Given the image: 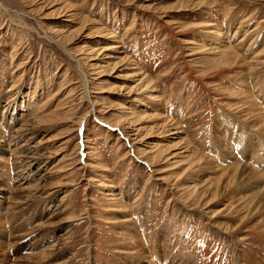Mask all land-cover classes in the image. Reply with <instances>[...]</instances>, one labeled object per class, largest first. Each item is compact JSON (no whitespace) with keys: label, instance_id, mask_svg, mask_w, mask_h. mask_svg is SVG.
Here are the masks:
<instances>
[{"label":"rangeland","instance_id":"obj_1","mask_svg":"<svg viewBox=\"0 0 264 264\" xmlns=\"http://www.w3.org/2000/svg\"><path fill=\"white\" fill-rule=\"evenodd\" d=\"M263 112L264 0H0V259L147 256L129 237L140 220L149 243L165 222L183 236L166 264H264V215L218 177L239 174L234 157L262 168L228 145L264 141ZM51 241L63 249L46 261Z\"/></svg>","mask_w":264,"mask_h":264},{"label":"bare ground","instance_id":"obj_2","mask_svg":"<svg viewBox=\"0 0 264 264\" xmlns=\"http://www.w3.org/2000/svg\"><path fill=\"white\" fill-rule=\"evenodd\" d=\"M236 33V32H235ZM220 34H218V36H219ZM219 40V39H218ZM221 40V39H220ZM215 41H216V38H215ZM221 42V41H220ZM217 45V44H216ZM219 46H220V44H219ZM221 47V46H220ZM228 48H229V46H228ZM63 49V51L64 52H66V50L64 49V48H62ZM114 49V48H113ZM218 49V48H217ZM232 49V48H231ZM228 50H230V48L228 49ZM232 54H235L234 52H232V51H230ZM230 52L229 51H227V48H226V50H225V48H223V50H221L219 53H217V55H219V57L220 58H224L225 60H226V58L227 57H229L230 56ZM71 56V55H70ZM234 56H236L237 57V55L235 54ZM124 59V58H123ZM229 61V60H228ZM143 79V78H142ZM141 79V80H142ZM235 84V83H234ZM87 86V85H86ZM88 89V88H87ZM261 94V93H260ZM246 96V95H245ZM127 113V112H126ZM255 113V112H254ZM264 113V112H263ZM262 114V113H261ZM154 115V114H153ZM156 115V114H155ZM154 115V116H155ZM127 116H129V115H127ZM140 116V115H139ZM153 117V116H152ZM264 117V116H263ZM128 118V117H127ZM154 118V117H153ZM157 118V117H156ZM256 122V121H255ZM259 122H260V120H259ZM264 122V121H263ZM122 123V122H121ZM262 123V122H261ZM225 124H229V122H226V123H224V125ZM263 124V123H262ZM172 125V124H171ZM170 125V126H171ZM120 126V125H119ZM123 127V126H122ZM227 127V126H226ZM230 127V126H229ZM228 127V128H229ZM253 128V127H252ZM126 129V128H125ZM174 128H172V130H173ZM176 129V128H175ZM233 130V129H232ZM235 130V129H234ZM225 132V131H224ZM231 132V131H230ZM240 132V131H239ZM179 133V132H178ZM232 133V135H233V132H231ZM248 133V132H247ZM236 135V134H235ZM245 135V133H243V136ZM216 136V135H215ZM237 137V136H236ZM249 137H250V135H249ZM249 137L246 135V137H245V141L243 142H239L238 144H234V146H229L228 144V148H231V147H244V149L246 150V155H250V157L251 156H254V154L257 152V154L260 156V159H259V156H257L258 157V159L259 160H261V161H259L261 164H262V168L260 169L259 168V166H258V164H256V167H254V166H250V165H248V166H246V165H242V164H237V159L234 157V160H232L233 162V165L232 166H230V167H228V170L229 169H232V173H238L239 172V174L238 175H235V174H232V175H230L229 176V174L226 172V170L224 171L223 170V173L221 174V175H219L218 177L220 178L221 176H223V175H226V177H229L227 180H225V183H222V185L223 184H225L224 186L225 187H229V190H230V192H232V193H235V194H240V195H242V197L243 198H250V200H249V202H248V207L250 208V212H252V211H256V214H261V217H262V215H264V157L263 156H261L262 154H261V148H263L264 149V141H262V140H260V141H256V142H251V141H249ZM262 137V136H261ZM182 139V138H181ZM217 139V138H216ZM223 139V138H222ZM229 139V138H228ZM237 139V138H236ZM221 140V139H220ZM229 140H231V139H229ZM228 140V141H229ZM251 140V139H250ZM222 141V140H221ZM227 141V140H226ZM226 141H225V143H226ZM233 141V140H232ZM230 142V141H229ZM17 144V143H16ZM15 144V145H16ZM177 144V143H176ZM175 144V145H176ZM231 144V143H230ZM17 149V148H16ZM222 150V149H221ZM230 150V149H229ZM24 151V150H23ZM169 153V152H168ZM248 155V156H249ZM19 157V156H18ZM189 157V156H188ZM222 157V156H221ZM241 157V153H240V156H239V158ZM25 158V159H24ZM29 157H27V156H24L23 157V159L24 160H27ZM238 158V157H237ZM251 158H253L254 159V157H251ZM255 159H256V157H255ZM255 159H254V161H255ZM257 159V160H258ZM18 160V159H17ZM16 160V161H17ZM183 160H184V158H183ZM240 159H238V161H239ZM250 160V159H249ZM249 160H247L248 162H249ZM256 160V161H257ZM40 161V160H39ZM186 161V160H185ZM196 161V160H195ZM229 161V160H228ZM227 161V162H228ZM21 162V161H20ZM258 162V161H257ZM16 163H18V161L16 162ZM27 162H25V164H26ZM242 163V162H241ZM256 163V162H255ZM24 164V163H23ZM174 164V163H173ZM216 164V163H215ZM227 164V163H226ZM251 164H253V163H251ZM17 165H19V163L17 164ZM215 166V165H214ZM214 166L212 165V167L214 168ZM25 167V166H24ZM217 167V166H216ZM222 167V166H221ZM23 167H22V165H21V169H22ZM28 168V167H27ZM212 168V169H213ZM3 170H4V168H2ZM215 170H216V168H214ZM256 169V170H255ZM257 169L259 170V171H257ZM25 170H26V168H25ZM22 171V170H21ZM211 171V170H210ZM3 172V171H2ZM23 172V171H22ZM21 172V173H22ZM26 172H27V174L29 175L28 176V178H30V177H32V176H35V173L33 172H30L29 170H26V171H24L23 172V175L22 176H25L26 175ZM19 174H20V172H19ZM192 174H193V172H192ZM15 175V174H14ZM21 175V174H20ZM21 177V176H20ZM191 177H194V176H191ZM199 178H200V176H199ZM1 179V178H0ZM192 179V178H191ZM20 180V179H19ZM22 180V179H21ZM217 180V179H216ZM215 180V181H216ZM199 181V180H198ZM184 182V181H183ZM204 180H200V182H195V181H191L189 184H188V186H187V189L188 190H190V192L192 193V194H194V195H197L195 192H198V191H200V189H202V187H204ZM224 182V181H223ZM215 183H217V182H215ZM219 183V182H218ZM200 185H203L202 187L200 186ZM209 186V185H208ZM207 186V187H208ZM212 186V185H211ZM207 187H205V188H207ZM210 187V186H209ZM213 187V190H211L212 191V194H209L210 196H208V200L207 201H204V199L202 200V203L204 202V203H207L208 201H214L213 199H215V198H217V196H218V186H212ZM177 188V187H176ZM204 188V189H205ZM175 189V188H174ZM185 189V188H184ZM210 189V188H209ZM208 189V190H209ZM224 189V188H223ZM180 190V189H179ZM206 190V189H205ZM224 190H226V189H224ZM223 190V191H224ZM210 191V190H209ZM209 191H207V192H209ZM7 192V191H6ZM111 192V191H110ZM189 192V191H188ZM201 192V191H200ZM229 191L227 192L228 194L230 193ZM118 193V192H117ZM187 193V192H186ZM206 193V192H205ZM221 193V192H220ZM189 194V193H188ZM191 194V195H192ZM225 194H226V192H225ZM248 194V195H247ZM117 195V194H116ZM199 195V194H198ZM203 195V194H202ZM207 195V194H206ZM191 197V196H190ZM193 197V196H192ZM206 197V196H205ZM230 197V196H229ZM2 198V197H1ZM4 199V197L0 200V202L2 201ZM229 200L231 199V198H228ZM194 201H197V203H200L199 202V199L197 198V196L195 197V200ZM119 203V202H118ZM209 203V202H208ZM212 203V202H211ZM2 205V204H1ZM206 206V211H204L202 214H203V216H204V219L205 220H207V221H209V225H210V228L215 232V233H219V234H221V233H224V234H226L227 232V229H228V227H226L225 225H223V224H220V222H219V219H218V214H219V211L218 212H215L214 210H213V208L211 207V205H213V204H205ZM7 206V205H6ZM16 206V205H15ZM15 206H14V208H15ZM211 207V208H210ZM214 207V206H213ZM240 207V206H239ZM244 206H241V208H243ZM247 207V206H246ZM245 207V208H246ZM247 207V208H248ZM4 208V207H3ZM121 208V207H120ZM16 209V208H15ZM1 217V216H0ZM2 218V217H1ZM264 219V218H263ZM48 221V220H47ZM5 224V221H3V220H1L0 219V229H2L3 230V232H4V229H6L5 227H4V224ZM168 223V222H167ZM166 222L165 223H163V225L161 226V228L158 230V232H157V235H156V238L155 239H153L152 240V242L151 243H149V241H148V239L146 238V236H143V235H145L144 234V232H143V229H142V223H141V221L139 220V223L137 224L138 226H137V228H136V231L135 230H132L131 232H130V234H129V237H131V241H132V243L133 244H138L137 243V239L138 240H142V242H143V245H144V247L145 248H147V250H148V253L149 254H147V256H145V254H143L142 252H140L138 255H136L137 256V258L136 257H133V259L132 258H129V257H123V256H121V258H120V261L117 263V264H135V261L137 262V259H139V258H141V259H147V260H151V258H152V260L154 261H150L151 263H155V264H157V263H163V264H166V263H169V257H172L173 259H175L176 258V256H179V255H182L183 257H184V255H183V250H184V248H185V245H184V243L182 244L181 243V241L183 240V236H181V235H179L176 239L172 236L173 235V230H172V226L173 225H170V224H167ZM44 223H40V224H36L35 225V228H34V230L36 231V230H39L40 229V227L43 225ZM263 225H264V221H263V223H262ZM9 225V224H8ZM22 226H25V225H22ZM148 226V225H147ZM18 226H15L14 227V229H16ZM61 227V226H60ZM24 228V227H23ZM52 228V227H51ZM147 228V227H146ZM8 231H11V229H7ZM19 230V229H18ZM31 231V230H30ZM35 231H33V232H35ZM1 232V231H0ZM18 232V231H17ZM25 232V231H24ZM146 232V231H145ZM8 233V232H7ZM26 233V232H25ZM147 233V232H146ZM185 234V233H184ZM131 235V236H130ZM23 236V235H22ZM176 236V235H175ZM187 236V235H186ZM64 237V236H63ZM63 237H61V239L63 238ZM26 238V237H25ZM66 239V238H65ZM145 239H147V240H145ZM59 240V239H58ZM63 241V240H62ZM159 241L162 243V244H160L159 243ZM170 241V242H169ZM165 242H166V244H165ZM168 243H171V245L173 246V249H172V251L174 252V255H167V253H168ZM62 244H61V242H55V243H53L52 241L51 242H49L47 245H44V246H46L45 248H44V253H42V254H44V259L43 260H45V258H48L46 261H50V260H52L56 255H58L59 254V252L61 253V251H59V250H62L63 249V246L62 247H59V246H61ZM161 245H162V248H161ZM235 245V248H236V251H238V244H234ZM138 246V245H137ZM171 247V246H170ZM143 249V248H142ZM186 249V248H185ZM140 251H143V252H145V249H143V250H140ZM142 253V254H141ZM63 254V253H62ZM117 254V253H116ZM121 255V254H120ZM67 257V256H66ZM157 257V258H156ZM135 258H136V260H135ZM156 258V259H155ZM181 258V257H180ZM59 259H61V257L59 258ZM163 259H165L164 261H163ZM38 260V259H37ZM118 260H119V258H118ZM146 260V261H147ZM36 261V260H35ZM39 261V260H38ZM39 262H41V260L39 261ZM139 262V261H138ZM4 263V259H0V264H3ZM60 264H68V260H66L65 258H64V260L62 261V263H60ZM171 264H173V263H171ZM181 264H187L186 262H185V260H183L182 261V259H181Z\"/></svg>","mask_w":264,"mask_h":264}]
</instances>
